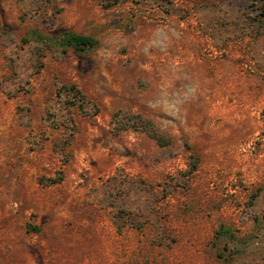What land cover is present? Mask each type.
I'll use <instances>...</instances> for the list:
<instances>
[{
	"label": "rangeland",
	"instance_id": "obj_1",
	"mask_svg": "<svg viewBox=\"0 0 264 264\" xmlns=\"http://www.w3.org/2000/svg\"><path fill=\"white\" fill-rule=\"evenodd\" d=\"M262 7L0 0V264H264Z\"/></svg>",
	"mask_w": 264,
	"mask_h": 264
},
{
	"label": "trees",
	"instance_id": "obj_2",
	"mask_svg": "<svg viewBox=\"0 0 264 264\" xmlns=\"http://www.w3.org/2000/svg\"><path fill=\"white\" fill-rule=\"evenodd\" d=\"M258 14L264 16V11L259 12ZM58 42L64 45H67V46H71L76 52L82 53V52L92 49L94 46H96L98 41L92 35H86V34L74 32L68 29V30L63 31L62 35L58 39ZM72 88L74 89V87ZM76 91L79 92V90H76ZM138 117L140 118V116ZM139 121L143 122V124H141L142 128L145 131H147L149 135L152 138H154V140L159 145H167L170 143V138L166 136L165 134L161 133L160 131H158V129L155 127L152 120L139 119ZM58 181H59L58 178L51 179V183H57ZM251 195L255 197L256 194H251ZM118 213H120L117 215L120 222L116 226L117 232H122L123 227L125 226L130 227V228H135V229L142 228L144 224L143 222L145 220L140 221L136 217L137 214L135 212H132L131 210L120 209ZM125 217L126 219L124 220ZM236 237L237 236L232 232L230 225H225L223 223H221L219 227L213 233L214 244H212V246L213 248H215L216 257L221 259V261L225 264H231L232 257H233L232 253L230 252L225 253L228 248L227 244L231 241H234ZM173 239L174 238H171V240ZM220 241H223L221 245H219Z\"/></svg>",
	"mask_w": 264,
	"mask_h": 264
}]
</instances>
